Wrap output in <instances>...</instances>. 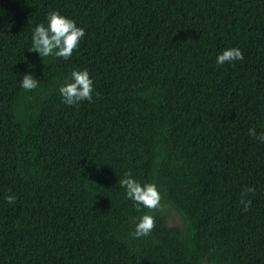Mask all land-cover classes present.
<instances>
[{"label": "trees", "instance_id": "obj_1", "mask_svg": "<svg viewBox=\"0 0 264 264\" xmlns=\"http://www.w3.org/2000/svg\"><path fill=\"white\" fill-rule=\"evenodd\" d=\"M52 11L85 29L69 60L29 51ZM74 70L92 102L63 103ZM261 134L264 0H0V264H264ZM129 171L183 224L137 212Z\"/></svg>", "mask_w": 264, "mask_h": 264}, {"label": "clouds", "instance_id": "obj_2", "mask_svg": "<svg viewBox=\"0 0 264 264\" xmlns=\"http://www.w3.org/2000/svg\"><path fill=\"white\" fill-rule=\"evenodd\" d=\"M85 35V29L77 27L74 20L60 15L58 11H52L47 14V26L41 23L34 28L32 47L29 51L37 52L41 58L55 56L69 60ZM243 59L242 51L234 47L226 49L218 55L216 64L218 67L226 63L235 66V61H242ZM20 84L26 91H32L39 86L38 80L31 74H24ZM93 90V80L88 71L74 70L71 73L70 82L60 86L59 93L63 97V103L68 106H75L84 101L92 102ZM96 95L99 96V93ZM249 132L253 137H256L254 129H250ZM258 139L264 142V134H261ZM119 184L121 188L125 189L126 198L133 201L137 212L142 210L141 206L149 211L156 210L160 206L161 196L155 184L145 183L142 185L132 177L130 171L125 173V178L121 179ZM249 194L254 195L255 188L245 186L240 199L244 211H248L251 205V200L246 199ZM5 199L7 203H14L16 197L9 195ZM154 228V216L145 214L136 224L132 236L133 238L149 236Z\"/></svg>", "mask_w": 264, "mask_h": 264}, {"label": "rangeland", "instance_id": "obj_3", "mask_svg": "<svg viewBox=\"0 0 264 264\" xmlns=\"http://www.w3.org/2000/svg\"><path fill=\"white\" fill-rule=\"evenodd\" d=\"M157 209L161 210L167 215L170 224H183V217L181 213L171 204L167 202H161ZM204 264H208L207 261H205Z\"/></svg>", "mask_w": 264, "mask_h": 264}]
</instances>
